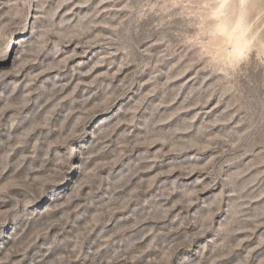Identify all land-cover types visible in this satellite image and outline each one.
Returning <instances> with one entry per match:
<instances>
[{
    "label": "rangeland",
    "instance_id": "obj_1",
    "mask_svg": "<svg viewBox=\"0 0 264 264\" xmlns=\"http://www.w3.org/2000/svg\"><path fill=\"white\" fill-rule=\"evenodd\" d=\"M0 264H264V0H0Z\"/></svg>",
    "mask_w": 264,
    "mask_h": 264
},
{
    "label": "clouds",
    "instance_id": "obj_2",
    "mask_svg": "<svg viewBox=\"0 0 264 264\" xmlns=\"http://www.w3.org/2000/svg\"><path fill=\"white\" fill-rule=\"evenodd\" d=\"M215 23L210 28V34L216 38H223L230 43V58L240 59L244 55V25L242 20L232 21L222 10H216L213 13Z\"/></svg>",
    "mask_w": 264,
    "mask_h": 264
}]
</instances>
